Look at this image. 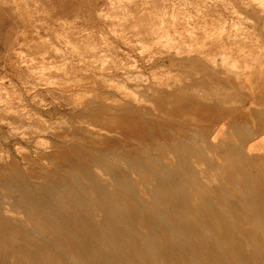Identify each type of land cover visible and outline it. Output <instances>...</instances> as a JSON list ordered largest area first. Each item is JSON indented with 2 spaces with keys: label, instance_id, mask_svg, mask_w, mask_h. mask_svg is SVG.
Here are the masks:
<instances>
[{
  "label": "rangeland",
  "instance_id": "obj_1",
  "mask_svg": "<svg viewBox=\"0 0 264 264\" xmlns=\"http://www.w3.org/2000/svg\"><path fill=\"white\" fill-rule=\"evenodd\" d=\"M263 5L264 0H0V181H4V171L12 178L21 177L33 190L35 185L55 184L62 178L70 183L65 171L69 166H77L80 172L98 159L96 152L108 154L113 147L129 152L143 144L167 164H174L175 158L165 148L173 140L181 142V123L203 118L214 124L220 119L217 110L197 109L183 99L194 92L206 106L214 105L213 99L210 104L198 96L202 89L195 86L198 81L205 83L207 91L214 88L195 65L198 53L217 61L223 58L235 71L243 72V98L223 106L237 109L248 97L258 99L246 116L253 126L252 114L264 110V86L255 83L256 76L249 78L264 67ZM190 48L197 52H187ZM234 86L239 87L236 82ZM225 92L235 96L233 90ZM230 134L217 140L212 137L210 142L213 147L236 144ZM214 149L205 152L214 167L196 164L191 158L196 177L211 189L212 201L218 190L224 193L223 201L235 199L241 190L228 178L229 171L238 178L248 171L264 187V147L247 156L263 163L244 170L234 169L236 161ZM119 173L125 180L124 194L142 201V215L153 219L160 234L168 237V247L176 246L181 238L168 226L191 222L226 264H264V212L215 205L221 221L206 219L196 208L180 219L174 213V222L168 216L167 223L162 192L147 173L127 168H120ZM177 173L181 186L192 190L186 176ZM102 182L114 190L108 176L102 175ZM7 193L0 187V264H88L84 258L92 254V245L112 264H125L122 256L126 254V262L143 264L133 248L153 241L141 221L134 222L123 207L112 211L92 193L86 195L88 214L99 238L81 228L83 244L72 236L38 228L34 219L4 212ZM151 193L158 197L157 203L143 204ZM67 216L78 215L68 211ZM205 222L221 224L228 243L208 230ZM237 248L245 252L244 259L237 255ZM84 252L89 253L83 256Z\"/></svg>",
  "mask_w": 264,
  "mask_h": 264
},
{
  "label": "bare ground",
  "instance_id": "obj_2",
  "mask_svg": "<svg viewBox=\"0 0 264 264\" xmlns=\"http://www.w3.org/2000/svg\"><path fill=\"white\" fill-rule=\"evenodd\" d=\"M176 51L179 53L181 52V49L178 48ZM193 51L197 52V50L194 48L187 49V52ZM198 54V57L193 56L197 58L195 65H198L201 68L204 75H206L214 85L213 91L210 92V90L207 91L206 85L203 81H198L195 83V86L202 88L198 96L199 98H202V100L206 99L210 101V104L211 100L213 99L214 105L212 107L206 106V104L200 102L201 100H198L194 92L191 95H185L183 99L188 102L186 104L197 109L204 110L209 108V110H211V108H213V110H217L221 120L217 119L216 121L219 122L215 121L214 124H212L211 119L204 120L203 118H192L193 121H190L189 119L190 122H186L185 119V122L181 123L180 125V130L182 133L181 142L173 140L170 142V145L165 148L168 156L175 158L174 164H169V162L167 164L162 160V156L156 154V152H152L149 147H144L143 144V147L139 146L137 148H129L131 149L129 152L120 151L117 147H113L112 150L108 152V154L96 152V156L99 161L98 159L89 161V165L83 166L80 172L77 171V166L75 167L76 169L69 166L65 170L69 176V179L71 180L70 183L66 182L62 178L57 180L55 184L45 183L42 185L39 183L41 185H35V190L29 187L30 185H26L24 180L22 181V179H20L21 177L12 178L11 175L8 176V173L2 171L1 174L4 175V181H0V187H3L9 192V194L7 193L8 195H6L7 200L5 202L3 201V211L21 214L24 217H29L31 220L34 219L33 221L37 224L38 228L46 229L49 232L53 231L56 236H72L78 241V243L83 244L81 228L87 229L89 233L94 235V237L99 238L98 234L95 233V226L93 225L92 219L88 214L89 201L86 195L88 193H92L98 202L107 205L112 211H117L123 207V209H125L124 214L127 213L134 222L141 221V223L144 225L153 241L146 246H136L133 248V251L137 253L136 255L142 260L143 264H161L159 262L156 263L157 261L155 262V260L162 261V264H226L221 260V256L212 250L210 245L203 242V239L198 232L199 228H197L195 223L191 224L190 222V225H186L185 222L183 225L178 226L174 224L175 226L171 227L169 225L168 228L172 230L173 234L178 233L181 238L177 239L178 244L176 246L168 247V237L166 235L162 236L160 234L161 232L158 231L157 224L153 221V219L147 215H142L139 208V204L142 203V201L137 199V197L130 195V193L129 195L124 194L125 192L123 190V186L125 187V180H122V177L119 173L120 168H127L129 170L132 169L147 173L151 181L155 183V187L160 192H162L163 200L167 207V215H165L166 217L164 216L167 220V223L168 216H170L169 220L171 219V221L174 222V216H172L175 215L174 213H176L177 218L180 219L183 218L185 212L193 214L198 211L195 210L196 208L202 211L206 219L213 218L215 222L221 221V216L219 213L220 211L215 208V205L225 204L232 210H237L238 207H243L250 213L251 211L264 212V187L257 180V176H251L252 174L248 171H243L240 178H238V176L233 177L232 173L230 174L229 171L228 178L230 181H232L234 186L239 187L241 190L238 191L235 189L236 187L234 188L232 185L233 188L238 191V195L233 196L232 193H230L235 199H227L228 201H223L220 198L221 193L224 194L220 190L216 191L217 197L212 201V198L210 197L212 195H209V192H211L210 187L202 184L196 177V171L193 167L191 158H195L196 164L204 162L208 164V166L214 167V162L205 155V152L213 151L215 148L214 150L217 151L216 153L222 154L224 157L236 161L234 162V169L244 170L250 165H258L259 163H263L258 158L247 156L254 150L264 147V110L255 113L254 115L252 114L253 118L256 119V122L253 124V126L249 125V121L247 119L248 117L246 118L247 113L251 109L252 105L255 104L258 99L248 97L244 101H240L238 103L239 105L237 109H230L223 106L225 103H228L229 105L230 101L232 103L234 102L233 105H235V101L238 100L237 98L239 96L243 98L244 87L242 84L244 83L243 78L245 77H243V72L235 71V67L231 63L226 62L223 58L217 61V59L214 57H209L208 54L206 56L205 54ZM187 58H184V61L187 60ZM189 58H192L191 55ZM255 76V80H257H254L255 83L260 84L259 86H264L263 66H260L259 70L254 71V73L250 75L249 78H253ZM235 82L239 85V87L234 86ZM224 89L233 90L235 96L233 97L232 95H229ZM168 93H170V91ZM263 95L264 94H262L261 98H264ZM236 112L240 113L237 114ZM106 131L108 132V130ZM228 131H231L230 135L236 139L237 143L235 144L228 142L226 144L220 145L219 147H213L212 144L214 142H210L211 138L215 137L217 140L220 138V136L227 133ZM136 137H140V135ZM138 141L139 140H137L136 143H138ZM248 142H251V145H249ZM69 163L70 164L68 165L72 166V163ZM260 170L262 171L263 169L261 168ZM177 171L182 172L190 181L192 190H186V188L181 186L180 177ZM15 173L17 172L15 171ZM102 175L108 176L111 179L112 183L114 184L113 191H111L108 186L102 182ZM251 180H253L252 183ZM251 186L252 189H250ZM37 189L42 191V194L38 193ZM130 189L131 192L132 189L134 190L133 187ZM156 198L154 197V194L151 193L150 199L143 204L154 206L157 203ZM168 210L171 212L170 215H168ZM68 211H73L78 216L71 219V217L67 216ZM203 224L205 227L209 228L208 230H211L215 234H220L225 244L228 243L227 232L224 231L226 229L220 227L221 224H210V222H205ZM91 248L92 254L90 251V253L87 252L89 253V258L83 257L88 262V264H112L111 262L104 261V258L95 246L92 245ZM237 249V255L244 259L246 257L245 252H243L240 248ZM87 253L84 252L83 256L87 255ZM130 255L132 256V254ZM126 257L127 254L122 256V260L124 261H122V263L132 264L129 261L126 262Z\"/></svg>",
  "mask_w": 264,
  "mask_h": 264
}]
</instances>
